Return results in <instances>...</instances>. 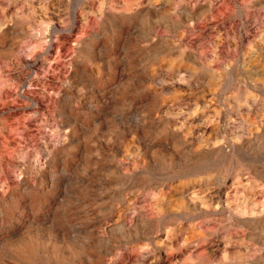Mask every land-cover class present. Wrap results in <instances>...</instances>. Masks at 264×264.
I'll return each mask as SVG.
<instances>
[{
  "label": "rangeland",
  "instance_id": "374dc122",
  "mask_svg": "<svg viewBox=\"0 0 264 264\" xmlns=\"http://www.w3.org/2000/svg\"><path fill=\"white\" fill-rule=\"evenodd\" d=\"M0 264H264V0H0Z\"/></svg>",
  "mask_w": 264,
  "mask_h": 264
},
{
  "label": "bare ground",
  "instance_id": "6f19581e",
  "mask_svg": "<svg viewBox=\"0 0 264 264\" xmlns=\"http://www.w3.org/2000/svg\"><path fill=\"white\" fill-rule=\"evenodd\" d=\"M106 228H107V227H106ZM109 229H110V228H109ZM109 229H108V230H109ZM220 244H221V243H220ZM225 245H226V244H225ZM111 247H112V246H111ZM217 247H218V246H217ZM109 248H110V247H109ZM105 249H106V248H105ZM106 250H107V249H106ZM108 251H109V250H108ZM104 252H105V251H104ZM228 252H229V251H228ZM98 260H99V259H98ZM102 261H103V260H102ZM103 263H104V262H103Z\"/></svg>",
  "mask_w": 264,
  "mask_h": 264
}]
</instances>
